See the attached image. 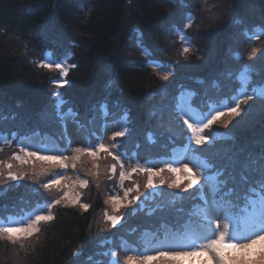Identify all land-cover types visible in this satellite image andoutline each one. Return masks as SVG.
<instances>
[{"label":"trees","instance_id":"obj_1","mask_svg":"<svg viewBox=\"0 0 264 264\" xmlns=\"http://www.w3.org/2000/svg\"><path fill=\"white\" fill-rule=\"evenodd\" d=\"M188 2L192 5L190 10L204 20L199 31L195 26L188 30L201 58L193 55L187 61L181 59L175 65L174 76L164 82L148 67V60L137 46V37H142L152 60L174 63L179 58L181 44L178 36L168 29L172 24H179L181 12L189 9L174 7L167 0H0V129L5 133L27 132L30 139L39 138L41 143L51 142L64 131L55 115L52 97L56 91L52 80L59 73L40 69L37 63L45 58L63 59L70 53L68 63H75L77 67L69 70L64 78L68 83L58 90L65 101L63 111L72 109L77 119L84 123L92 120L91 127L103 133L104 119L99 106L108 105L107 119L112 121L117 117L119 104L128 113L131 131L124 139L128 154H137L142 163L146 158L169 159L175 148L183 144L179 138L170 143L168 133H164L159 122L161 115L165 122L175 119L170 108L181 91L195 93L191 97L194 107L205 102L211 105L219 104L220 100L230 102L229 97L236 92L226 73L232 71L235 75L243 63H252L246 59L252 46L264 49L256 41L249 44L240 34L241 26L233 23L234 18L247 26L264 22V0ZM214 4L219 9L213 8ZM201 8H212V12L222 14L212 23L204 19L211 13L200 14ZM238 54L244 59H238ZM255 64L264 66L260 53ZM254 80H264V74L254 76ZM245 107L249 108L247 117L236 118L227 129L214 126L211 136L215 142L204 146L205 154H213L218 166L228 163L227 157L232 153L241 148L245 151L258 148L264 140V104L257 99ZM149 133L155 144H149ZM0 149V160L7 161L16 144L13 142L9 147L0 141ZM164 176L166 180L171 179L168 173ZM133 179L143 184L145 178L135 175ZM101 181L99 189L93 185L84 193V202L92 205L88 213L72 208L55 210L57 220L42 233L43 243L38 246L37 255L28 258V264H97L102 259L99 253L115 249L125 240L134 247L146 230L163 232L166 228L161 224L172 223L166 211L157 210L148 215L156 203H167L171 199L168 194L177 191L165 185L163 196L146 202L134 214L131 209L122 210L125 219L111 229L103 218L106 209L111 211L104 201L108 189H119L114 183L106 184L103 176ZM35 187L38 185L22 181L0 195V219L18 218L24 214L19 213V207L30 211L38 202L42 203L31 193ZM196 188L190 192L196 193ZM180 195L188 198L185 207L199 203L198 193L195 199L189 193ZM23 200L30 203L25 205ZM74 251L78 252L75 257ZM9 254L0 246V261ZM120 264H126L123 252Z\"/></svg>","mask_w":264,"mask_h":264},{"label":"snow or ice","instance_id":"obj_2","mask_svg":"<svg viewBox=\"0 0 264 264\" xmlns=\"http://www.w3.org/2000/svg\"><path fill=\"white\" fill-rule=\"evenodd\" d=\"M167 2L174 7L189 9L181 12L179 24H172L168 29L180 41L179 58L167 64L152 60L142 37H137V46L148 60V67L164 82L174 76L175 65L181 59L187 61L193 55L201 58L199 49L192 43L194 37L188 34V30L195 26L199 31L204 22L197 12L190 10L192 5L188 0ZM212 7L219 9L220 6L214 4ZM198 12L211 13L204 19L212 23L222 14L212 12V8H201ZM233 23L241 26L240 34L249 44L256 41L264 45V22L247 26L239 18H234ZM257 53L264 58V49L252 46L246 57L252 63H243L235 75L232 71L226 73L231 79L233 91L237 93L229 97L230 103L224 104L220 100L218 107L207 102L194 107L191 97L195 93L185 89L170 108L175 113V119L165 122L161 115L159 126L164 133H168V141L174 144L179 138L183 144L179 152L174 151L172 157L163 161V167L155 166L150 158L141 164L137 154L129 155L124 149V139L130 136L131 130L128 113L119 104L116 105L119 110L117 117L112 121L107 119L108 105L99 106L104 119L103 127L107 129L109 123L119 127L107 143L104 142V133L91 127L92 120L84 123L76 118L72 109L63 111L65 101L58 90L68 83L64 78L69 70L77 67L75 63H68L70 53L63 59L40 60L37 63L40 69L59 73V77L52 80L56 89L52 97L55 115L64 126V131L51 142L32 145L26 143L30 139L27 132L5 133L0 129V141L9 147L13 142L16 144L9 159L0 160V195L9 191V187L30 181L38 185L31 188L32 195L42 201L30 211L19 207V213H24L19 219L12 216L0 219V246L10 253L0 264H8V261L11 264H28V258L35 257L38 246L43 243L42 233L57 220L56 209L72 208L88 213L92 205L84 202V193L90 191L93 185L99 189L102 176L106 184L114 183L119 189H108L109 194L104 201L111 211L106 209L103 218L111 229L125 219L122 210L131 209L134 214L146 202L163 196L165 185L177 191L168 194L171 199L167 203H156L148 213L152 215L157 210L169 213L172 223L161 224L165 231L146 230L140 242H134V247L128 241H122L115 249L99 253L102 259L97 264H120L121 252L126 264H264V140L258 148L247 151L241 148L232 153L227 157L228 163L221 166L217 165L213 154L204 152V146H212L215 142L211 136L214 126L227 129L236 118L243 120L249 115V108L245 106L250 101L259 99L264 104V80H254V76L264 74V66L257 67L255 64ZM238 59L243 60V55L238 54ZM69 115L73 117L81 137L79 140L74 141L68 132L66 118ZM184 139L187 143H183ZM148 142L156 143L151 133ZM241 156L243 159L239 158ZM69 171L73 175H69ZM165 173L170 174V180L165 179ZM135 175L145 178L143 184L133 179ZM44 177L47 178L42 179ZM197 185L199 188H196ZM194 188L196 193H191ZM180 193H189L193 199L198 193L199 203H190L185 207L184 202L188 198ZM22 203L27 205L30 201L23 200ZM133 205L137 207L133 208ZM77 255L78 252L74 251L73 256Z\"/></svg>","mask_w":264,"mask_h":264},{"label":"rangeland","instance_id":"obj_3","mask_svg":"<svg viewBox=\"0 0 264 264\" xmlns=\"http://www.w3.org/2000/svg\"><path fill=\"white\" fill-rule=\"evenodd\" d=\"M237 94V93H236ZM235 94V95H236ZM224 104H228L230 103L228 100H225L223 102ZM214 107H218L219 104H212ZM67 129H68V132L71 134L73 140H79L81 137L79 136V134L77 133V130H76V125L75 123L73 122V117L71 115H69L67 118ZM115 130H119V127L116 126V125H113V124H109V127L107 129H104L103 133H104V142L107 143L108 140H109V137L112 135L113 131ZM26 143H31L32 145H39L41 144L40 142V139L39 138H34V139H30L28 141H26ZM182 147H177L175 148V152H179L181 150ZM174 151L171 155V157L173 156L174 154ZM168 160V158H162V159H156L153 161L154 165L157 166V167H163L164 164H163V161H166ZM140 162V161H139ZM141 164H143L142 162H140ZM191 166V165H190ZM195 171V169H194ZM69 175H73V173L71 171H69L68 173ZM167 175V174H166ZM199 186V185H198ZM119 191V190H118ZM205 191V194L206 195H209L210 196V193L207 192V190H204ZM120 195H122V192L119 193ZM14 219H19V217L17 218H14Z\"/></svg>","mask_w":264,"mask_h":264}]
</instances>
